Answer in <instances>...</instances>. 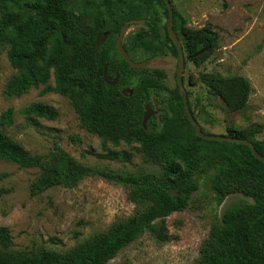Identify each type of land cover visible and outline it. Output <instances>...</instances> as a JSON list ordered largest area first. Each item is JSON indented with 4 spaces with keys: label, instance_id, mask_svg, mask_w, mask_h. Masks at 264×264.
<instances>
[{
    "label": "trees",
    "instance_id": "16d2710c",
    "mask_svg": "<svg viewBox=\"0 0 264 264\" xmlns=\"http://www.w3.org/2000/svg\"><path fill=\"white\" fill-rule=\"evenodd\" d=\"M155 5L167 17L163 0H100L94 11L72 0H0V48H7L14 69L4 84V95L20 96L31 87L44 85V92L69 99L86 131L113 146L130 145L142 153L144 162L160 166L157 172L91 166L58 144L46 153L32 154L0 128V158L38 169L29 186L31 195L57 186L74 188L83 178L98 176L124 185L130 200L142 207L63 251L14 248L9 229L0 225V264H108L145 232L163 241L166 217L185 209L198 189L195 172L205 148L216 155L213 187L220 197L241 193L251 201L226 209L211 223L195 264H264V164L246 144L198 137L187 119L177 84L174 88L164 85L161 69L148 72L131 67L116 49L114 37L122 24L144 19L147 27L135 32L127 45L122 42L130 58L142 61L169 53L177 57ZM173 28L185 52V65L187 61L201 64L216 44L214 31L209 27L188 29L174 9ZM209 43L210 49L195 55ZM104 70L110 80L118 75L115 85L104 81ZM51 76L53 83H49ZM198 78L209 94L223 100L228 111L246 106L251 92L246 77L213 71L201 72ZM146 104L157 112L143 126ZM24 113L33 120L58 115L56 108L42 102L30 103ZM180 117L182 124L174 126L173 121ZM12 123L13 109L8 107L0 114V124ZM256 133L255 128L235 129L225 135L248 139L264 155V140L255 137ZM71 139L80 141L76 135ZM122 156L130 158L125 150L105 154L108 159Z\"/></svg>",
    "mask_w": 264,
    "mask_h": 264
},
{
    "label": "rangeland",
    "instance_id": "374dc122",
    "mask_svg": "<svg viewBox=\"0 0 264 264\" xmlns=\"http://www.w3.org/2000/svg\"><path fill=\"white\" fill-rule=\"evenodd\" d=\"M170 1L188 29L209 27L217 35L216 44L206 59L198 66L187 61L183 74L189 104L204 132L226 134L229 130L255 128V137L264 140V0ZM72 2L85 3L94 11L100 0ZM155 8L166 22L163 9L159 5ZM143 26L144 22L130 24L122 42L127 45ZM6 50V47L0 48V114L12 107L13 123L0 124V128L28 151L42 154L58 144L76 160L91 166L125 172L160 170L158 164L144 162L142 153L132 146H113L86 131L80 126L69 99L59 93L44 92V85L31 87L20 96L4 95L6 79L14 72ZM176 61L177 57L169 53L152 58L144 68L148 72L161 69L164 85L174 88ZM213 71L223 75L238 74L249 80L251 92L244 108L228 111L220 97L208 93L198 75ZM49 83H53V76ZM32 102L51 105L58 115L54 119L33 120L24 113ZM146 105L150 111H157L156 107ZM182 119H175L174 126L182 124ZM75 135L80 138L79 142L71 139ZM111 150H125L130 158L108 159L105 154ZM215 156L205 148L198 158L195 172L198 189L185 209L166 217V238L157 241L145 232L121 249L108 264H195L211 223L226 209L251 201L241 193L220 197L213 187L217 170ZM37 175L35 167H23L0 158V225L9 229L17 249L63 251L142 208L130 200L129 190L124 185L98 176L85 177L74 188L57 186L31 195L29 186Z\"/></svg>",
    "mask_w": 264,
    "mask_h": 264
},
{
    "label": "water",
    "instance_id": "95a60500",
    "mask_svg": "<svg viewBox=\"0 0 264 264\" xmlns=\"http://www.w3.org/2000/svg\"><path fill=\"white\" fill-rule=\"evenodd\" d=\"M163 1L165 3L167 13H168L167 14V20H166V29H167V32H168L170 39L172 40V42L175 45L176 50H177V61H176V71H175L176 84L178 87L180 97L182 98V102L184 105V110H185L187 119L190 122V124H191L193 130L195 131L196 135L202 139H205V140L240 142V143L246 144L250 148L254 157L264 164V155L259 153L256 150V148L254 147L253 143L251 141H249L248 139H243V138H239L236 136H230V135H225V134L206 133L201 129L200 124L193 117V114H192L190 107H189L187 92H186V89H185L184 84H183V74H184V68H185V55H184V52L182 49L181 41H180L176 31L173 28L172 4H171L170 0H163ZM143 22H144V19L133 18V19L127 20L126 22H124L122 24V26L119 30V33L117 34L116 39H115V46H116L118 53L133 68H144L151 61L152 58H146L142 61L132 60L123 47L122 39H123V36H124L128 26L130 24H132V23H143ZM210 48H211V44L209 43L206 46L202 47L199 51H197L195 53V55L201 54ZM103 78H104V81L110 85H115L118 81V75L117 74L113 80L108 79L107 74H106V70H104ZM122 91L125 92V89H123ZM129 91L131 92L132 89H129ZM156 112H157L156 110L150 111L148 109V105H145V111H144L143 119H142L143 126L146 125L147 120Z\"/></svg>",
    "mask_w": 264,
    "mask_h": 264
},
{
    "label": "flooded vegetation",
    "instance_id": "af4514ba",
    "mask_svg": "<svg viewBox=\"0 0 264 264\" xmlns=\"http://www.w3.org/2000/svg\"><path fill=\"white\" fill-rule=\"evenodd\" d=\"M117 36V35H116ZM116 39V38H115ZM184 52V51H183ZM185 53V52H184Z\"/></svg>",
    "mask_w": 264,
    "mask_h": 264
}]
</instances>
